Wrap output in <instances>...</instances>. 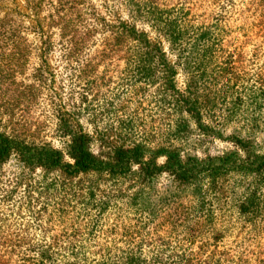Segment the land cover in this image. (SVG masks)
I'll return each instance as SVG.
<instances>
[{"label":"rangeland","instance_id":"374dc122","mask_svg":"<svg viewBox=\"0 0 264 264\" xmlns=\"http://www.w3.org/2000/svg\"><path fill=\"white\" fill-rule=\"evenodd\" d=\"M213 1L158 0L165 12L182 9L181 23L189 40L195 29L213 28L205 62L189 65L187 73L176 68L174 78L179 91L193 78L192 92L207 129H198L188 114L179 112L164 93L162 79L138 80L124 60L125 52L82 53L83 60L66 66L55 49L46 57L53 78L46 77L39 87L42 94L28 107L3 117L0 130L64 153L68 138L56 129L52 111L62 108L88 135L91 151L102 155L140 144L149 149L176 148L202 158L232 148L219 135L248 138L264 149V22L256 16L264 11V0H233L219 22L206 15ZM89 2L106 13L115 10L108 0ZM234 51L236 63L226 67L223 60ZM36 55V51L29 55L26 74L37 67ZM95 58L92 65L86 62ZM169 59L173 61L172 56ZM240 86L245 95L237 101ZM10 171L21 175L13 160L2 168L0 244L73 245L86 264L100 256L126 255L159 264H264V185L258 177L230 173L211 183L201 177L198 191L171 184L163 193L159 190L165 176L154 184L159 192H140L130 176L91 174L60 181L39 171L24 175L14 189V181L4 183ZM249 194L253 204L240 214L239 205ZM60 252L62 259L70 256Z\"/></svg>","mask_w":264,"mask_h":264},{"label":"trees","instance_id":"16d2710c","mask_svg":"<svg viewBox=\"0 0 264 264\" xmlns=\"http://www.w3.org/2000/svg\"><path fill=\"white\" fill-rule=\"evenodd\" d=\"M89 1L0 0V129H4L3 117L10 118L15 110L21 111L40 97L42 89L39 87L43 81L47 76L53 78L46 57L55 49L61 53L66 66L83 60L82 53L125 52L128 57L124 60L138 80L152 82L162 79L164 93L174 101L179 112L188 114L198 129H207L201 123L199 103L192 92L193 78L186 81L183 91L176 89L174 78L176 68L187 73L189 65L201 66L205 62L213 28L195 29L192 33L194 39L189 40L187 27L181 23L185 15L182 9L165 12L159 9L158 0H108L115 10L106 13ZM184 2L188 3L187 0ZM232 2L215 0L213 9L202 15L219 22V17L231 8ZM256 16L260 23L264 22V11H257ZM33 51L37 53V67L26 74L28 58ZM230 55L232 57L227 59L226 56L223 60L226 67L236 63L235 51ZM96 58L86 59V62L92 65ZM157 71L163 75H156ZM244 95L245 89L240 86L235 100L239 101ZM52 111L56 129L60 130L62 137L68 138L64 153L49 144L27 143L0 130V175L11 160L21 170V175L8 172V179L4 180L6 185L14 181L15 189L22 183L24 175L31 176L36 171L42 175L54 174L60 181L91 174L108 178L130 176L139 185L140 192L143 189L158 191L154 190V184L160 176L167 177L160 186L159 191L163 193L171 184L191 186L198 191L199 178L205 177L211 183L230 173L258 177L259 184L264 185V149H259L248 138L219 135L218 138L230 142L232 148L202 158L176 148L149 149L140 144L113 148L102 155L101 151H91L90 138L79 130L81 127L66 111L62 108ZM12 192H8L9 196ZM3 198L8 200L9 197L5 193ZM252 204L253 195L249 194L240 203L239 213L248 212ZM0 249V264L87 262L84 255H80L79 248L73 245L61 247L55 242H6L0 244ZM61 250L70 256L62 259ZM89 264L159 263L126 255L119 258L100 256Z\"/></svg>","mask_w":264,"mask_h":264}]
</instances>
